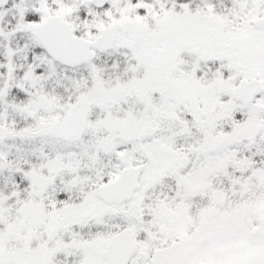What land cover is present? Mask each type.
I'll return each mask as SVG.
<instances>
[{
    "label": "snow or ice",
    "instance_id": "snow-or-ice-1",
    "mask_svg": "<svg viewBox=\"0 0 264 264\" xmlns=\"http://www.w3.org/2000/svg\"><path fill=\"white\" fill-rule=\"evenodd\" d=\"M0 264H264V0H0Z\"/></svg>",
    "mask_w": 264,
    "mask_h": 264
}]
</instances>
